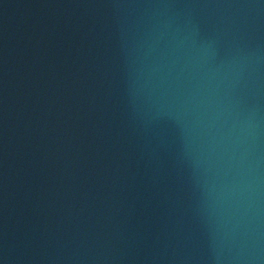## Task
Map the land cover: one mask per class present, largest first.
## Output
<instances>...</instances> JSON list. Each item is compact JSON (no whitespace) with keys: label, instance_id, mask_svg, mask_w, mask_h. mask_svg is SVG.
I'll return each mask as SVG.
<instances>
[{"label":"water","instance_id":"water-1","mask_svg":"<svg viewBox=\"0 0 264 264\" xmlns=\"http://www.w3.org/2000/svg\"><path fill=\"white\" fill-rule=\"evenodd\" d=\"M0 264H264V0H0Z\"/></svg>","mask_w":264,"mask_h":264}]
</instances>
